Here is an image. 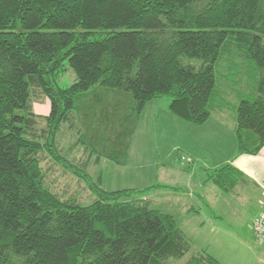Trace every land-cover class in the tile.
Instances as JSON below:
<instances>
[{"label": "trees", "instance_id": "16d2710c", "mask_svg": "<svg viewBox=\"0 0 264 264\" xmlns=\"http://www.w3.org/2000/svg\"><path fill=\"white\" fill-rule=\"evenodd\" d=\"M246 61L258 75L252 97H239L235 132L239 153L255 155L264 148V0H0V264L182 259L189 237L147 197L169 186L110 191L91 170L102 159L126 163L154 99L168 96L175 116L205 124L213 109L229 104L217 67ZM66 65L76 78L62 86ZM96 86L113 90L100 98ZM44 99L50 111L38 114L34 103ZM75 112L94 132L77 139L90 151L86 161L69 158L73 149L58 138ZM54 169L84 182L95 200L84 204L53 190L47 177ZM207 177L231 193L243 175L224 164ZM189 264L221 263L200 255Z\"/></svg>", "mask_w": 264, "mask_h": 264}, {"label": "rangeland", "instance_id": "374dc122", "mask_svg": "<svg viewBox=\"0 0 264 264\" xmlns=\"http://www.w3.org/2000/svg\"><path fill=\"white\" fill-rule=\"evenodd\" d=\"M191 62L196 65L200 63L199 60H192ZM66 66L67 70L65 74L59 77V83L62 86L71 84L76 78L75 71L68 65ZM219 67L221 70L224 67V71L230 74L222 78ZM219 67H217L220 84L219 87L223 91L220 92V94L223 95L229 103L223 111L224 115L222 114L219 116H221L220 119H223L225 121L224 123L229 126L232 125V121H234L235 112L237 110L236 105H238L240 101V95H244V98L252 97L250 95L254 91V85L256 86V78L258 75L256 72L257 68L251 61H246L243 64L231 68V70H227L224 65H219ZM237 73L240 74L236 75ZM91 90H97V93L102 95L100 98H104L103 94L105 97H108L113 89L104 86H96ZM90 97L91 96H87L85 101L90 102ZM94 97L96 98V96ZM168 99L169 97L165 96L160 100L167 101ZM129 101L130 100L127 102ZM123 109L124 107H122V110ZM34 110L38 114L46 115L50 111L49 99H44L40 103H34ZM216 110L219 109H213L214 112L211 113L210 118L205 124L196 125L190 123L193 125L190 127H184L181 132L172 127L170 130L165 131L163 135L160 133V130L157 129V126L152 123L149 124L153 128L145 135V138H141V135H136L135 140H132L126 163L121 165L116 164L110 159H102L100 164L93 167L91 170L93 180L99 182L104 189L110 191L129 187L144 188L154 184L168 185L169 183H172L174 187H176L174 188V193L177 192V196L172 192L167 191L166 193L164 191L165 189H163L160 191H149L147 197L153 203L154 207L160 208L164 211L171 210V213L176 214V216L180 215L181 219L185 218L186 215L180 213L177 206L186 202L193 205L199 204L198 199L200 198L196 195L194 197L193 195L190 196L189 193L193 191L200 193V183L202 184V182L206 185L203 190L210 188L213 193L218 192L217 200L219 205L223 204L224 206H230V204H234L241 207L240 205L245 204L247 207L249 205L251 206L253 203H247L249 201L247 195L244 194L242 196L241 191H239L240 196L237 194L238 189L237 193L234 194L235 197H232V194H229L228 197L227 191L219 188L216 184L207 179V175L210 172L220 167L215 166L220 160L221 150L225 147L224 145L228 141V138H230V136L233 137L235 142L237 139L236 132L219 131V127L222 125L218 122L219 118L217 114L222 111ZM72 119L73 126L70 128H68V126H63L58 138L62 140L60 142L62 147L64 145L69 148L68 150L73 149V151L67 153L69 158H73L75 161H86L89 157L90 151L88 150V147H85L82 144L79 146L77 144V139L79 135H83L84 132H86L87 135L94 137V132L92 133L90 131V134L88 133L87 128L83 125L84 121L79 117L78 113L75 112L74 118ZM42 125H44L43 121L40 126ZM93 126V130H97L96 127L98 124L94 122ZM187 127L189 129H187ZM107 134H111V137L115 136V133ZM179 144L186 146L183 147ZM81 146H83V148ZM182 157H185V159ZM189 161L191 162L190 164H188ZM47 166L49 165L47 164ZM173 168H176L177 171H172ZM99 175H101V180H98ZM189 178H191L192 182H188ZM47 183L53 190L60 193V195L66 197L72 196L84 204L92 203L96 198L95 194L84 182L61 169L49 171ZM188 197L190 199H187ZM209 214L210 212L202 214L201 218L197 216V218L194 219L197 220V222L203 220V218L206 219V217L213 220V216ZM225 214L227 215L226 217H229L230 219L232 218L243 222L247 226L249 233L250 230L246 223L252 221L251 228L253 230V220L255 218L253 217V212L241 211L240 213L235 214L229 209ZM208 225L209 223H207L201 230V234H197L199 238L197 243L200 244L201 247L207 246L206 249L208 250H219L221 246L227 244H223V241H226V237L223 233L226 231L224 228H221L222 231L215 230L211 232L212 229L210 230ZM192 230H194V226H192ZM252 234L248 236L249 239H251V244L255 245L254 247L258 251H261L260 248L263 250L264 247L258 242L255 233ZM216 241L218 244H215ZM190 253L194 254V249ZM219 255L221 256L220 259H222V250ZM223 259L225 264H227V262L229 263V260H225V258Z\"/></svg>", "mask_w": 264, "mask_h": 264}, {"label": "crops", "instance_id": "0c3cea01", "mask_svg": "<svg viewBox=\"0 0 264 264\" xmlns=\"http://www.w3.org/2000/svg\"><path fill=\"white\" fill-rule=\"evenodd\" d=\"M168 104H169V100L165 101L160 99H154L145 106L143 113L139 119L137 128L134 132V136H133L134 140L136 138V135L137 136L141 135V138H145V135L148 134V132L153 128L149 125L151 123L157 126V129L160 130V133H162L163 135L165 131L170 130L172 127L178 130L179 132H181L184 127L186 126L190 127L191 125H193L175 116L170 111ZM220 111L222 112L219 114L216 113L219 118L218 122L222 125L219 127V131L220 132L229 131L235 133L236 114L234 117V121H232V125L228 126L224 123L225 121L223 119H220L221 116H219L224 113L223 112L224 110L220 109ZM187 129L189 128L187 127ZM179 145L183 147L186 146L183 144H179ZM224 146L225 147L222 148L221 150L220 160L218 161V164L215 167L224 164H230L235 168H237L238 170H240V172L243 175L242 180L237 184L234 191L228 193L227 196L229 197V194H232L233 195L232 197H235L234 194L237 193V189H238L237 194H239L240 196L239 191H241L242 196L244 194L247 195V199L249 200L247 203H253V204L251 206L249 205L248 207L245 204L240 205L241 207H238L237 205L234 204H230V206H224L223 204L219 205L217 200L218 192L213 193L210 190V188H208L207 190H203L204 187H206V185L203 182L202 184L200 183V187H201L200 193H196V191L189 193L190 196L193 195L194 197L196 195L200 198L198 199L199 204L193 205V204H188V202H186L177 206V209L180 211V213L186 215L185 218L181 219L180 215L176 216V214L171 213L172 212L171 210L169 211L165 210L166 212L173 214L177 218L180 226L183 228V230L185 231V233L187 234V236L191 241L190 251L182 259L173 262V264H189L193 258L200 257V255H210L216 258L221 264H225L223 258H225V260H229V263L226 261L227 264H264V248L263 250L262 248H260L261 251L260 250L258 251L254 247L255 245L251 244V239H249L248 237L253 232L251 228L252 221H248L246 223L248 224V228L250 230L249 233L247 230V226L243 222L239 220H234L232 218L230 219L229 217H226L227 215L225 214L229 211V209H231L232 213L235 214L236 213L238 214L241 211H250L254 213L253 217L263 212L264 210V148L258 154L255 155L239 153L237 139L235 142V139H233V137L231 136L230 138H228V141ZM190 163L191 162L189 161L188 164ZM172 171H177V170L176 168H173ZM98 180H101V175H99ZM190 181L191 178H189L188 182ZM167 186L169 187L156 189V190L160 191L165 189L164 191L166 193L168 191V192H172L176 196L178 195L177 192L174 193L175 190L174 188L176 187H174L172 183H169ZM187 199L190 198L188 197ZM208 212H210V214L213 216V220L209 219V217L208 218L206 217V219L203 218V220L197 222V220L194 219L197 218V216L201 218L202 214H206ZM207 223H209L208 228H210V230L212 229L211 232L215 230L222 231L221 228H224L226 231L223 233L224 236L226 237V241L225 242L223 241V244L224 243L227 244L221 246L219 250H211V249L208 250L206 249L207 246L201 247L200 244L197 243L199 239L197 234L198 233L201 234L202 232L201 230L206 226ZM192 226H194V230H192ZM215 244H218L217 241L215 242ZM193 249L195 253L191 254L190 252ZM221 250L223 254L222 259H220L221 256L219 255Z\"/></svg>", "mask_w": 264, "mask_h": 264}, {"label": "built area", "instance_id": "2783aa9c", "mask_svg": "<svg viewBox=\"0 0 264 264\" xmlns=\"http://www.w3.org/2000/svg\"><path fill=\"white\" fill-rule=\"evenodd\" d=\"M185 159V157H182ZM253 230L258 242L264 247V210L253 220Z\"/></svg>", "mask_w": 264, "mask_h": 264}]
</instances>
